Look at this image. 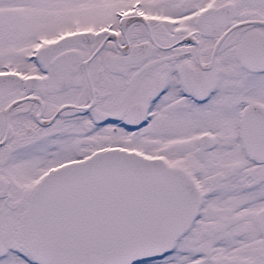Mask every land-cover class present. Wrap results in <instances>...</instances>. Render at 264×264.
Instances as JSON below:
<instances>
[{
  "label": "snow or ice",
  "instance_id": "snow-or-ice-1",
  "mask_svg": "<svg viewBox=\"0 0 264 264\" xmlns=\"http://www.w3.org/2000/svg\"><path fill=\"white\" fill-rule=\"evenodd\" d=\"M0 264H264V0H0Z\"/></svg>",
  "mask_w": 264,
  "mask_h": 264
}]
</instances>
